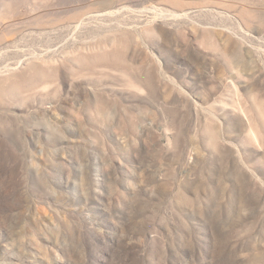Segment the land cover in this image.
<instances>
[{"label": "rangeland", "instance_id": "374dc122", "mask_svg": "<svg viewBox=\"0 0 264 264\" xmlns=\"http://www.w3.org/2000/svg\"><path fill=\"white\" fill-rule=\"evenodd\" d=\"M0 264H264V0H0Z\"/></svg>", "mask_w": 264, "mask_h": 264}]
</instances>
